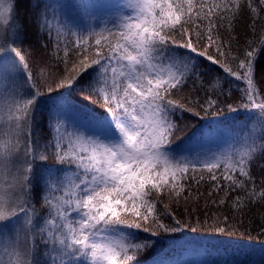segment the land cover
<instances>
[{"label": "snow or ice", "instance_id": "obj_1", "mask_svg": "<svg viewBox=\"0 0 264 264\" xmlns=\"http://www.w3.org/2000/svg\"><path fill=\"white\" fill-rule=\"evenodd\" d=\"M49 7L43 5L39 26L55 39L64 65L49 91L70 90L88 74L85 87L108 116L87 117L90 132L50 116L51 139L40 143L37 114L44 93L19 46L26 29L15 0H0V264H139L138 257L152 246L140 232L153 225L170 230L160 222L157 204L164 196L187 201L192 184L205 182V174L209 196L224 189L221 205L241 192L234 209L264 205V179L258 184L252 172L255 166L264 172V72L259 80L256 74L258 57L264 56V0L85 3L86 14L89 9L111 13L103 26L86 28L56 15L50 19ZM245 14L253 36L257 29L260 35L247 41L243 59L233 58L239 61L233 68L207 48L229 55L235 24ZM177 32L184 43L172 38ZM193 34L197 41L207 39L204 51L192 43ZM201 57L234 78L227 93L225 78L205 82ZM190 81L205 91L203 102L194 101L204 111L215 110L233 88L241 93L240 106L228 109L243 108L245 119L219 151L189 156L173 147L181 139L176 111L192 109L170 97ZM50 159L57 167L47 164Z\"/></svg>", "mask_w": 264, "mask_h": 264}, {"label": "trees", "instance_id": "obj_2", "mask_svg": "<svg viewBox=\"0 0 264 264\" xmlns=\"http://www.w3.org/2000/svg\"><path fill=\"white\" fill-rule=\"evenodd\" d=\"M62 2L63 4L55 0H15L17 18L22 21L26 29L23 43L19 46L26 55L29 68L37 80L40 91L44 93L40 100V112L37 114L39 124L36 130L41 144H47L52 136L48 129L49 117L61 116L60 111L86 121L89 116L98 118L108 116L107 110L96 102L97 97L85 87L90 78L88 74H85L80 83L70 90L49 91V88H56V81L64 73V65L57 59L54 47L55 39H49L46 30L39 26L43 5H50L48 10L50 19L56 15L61 21L81 28H86L89 24L97 27L103 26L102 21L111 15L104 9H89L86 14L81 7L85 3H108L110 0H63ZM99 11L100 13H98ZM250 23L249 17L245 14L235 24L232 35L236 39L231 41L229 55H219L215 47L207 48L208 54L221 63H227L235 68L239 61L233 58L243 59L247 41L259 38V29L254 37ZM221 35L228 39L226 32L222 31ZM172 38L177 44L185 42V38L178 32ZM192 43L198 50L204 51L208 41L206 38L197 41L193 34ZM45 44L46 48L43 46ZM177 50L182 54L188 51L183 48ZM225 51L228 49L226 48ZM59 56L63 57V43ZM71 58L75 59V57ZM199 63L202 65V71L205 72V82L211 77L225 78L223 87L227 93L228 81H234V78L227 77V74L218 65L206 58H199ZM91 72L92 69H89L88 73ZM262 72H264V56L258 57L257 60L258 80ZM240 97L241 93L233 88L230 95L220 97L215 110L204 111L194 103L197 99L201 102L206 99L205 91L200 84H193L190 81L182 91L174 92L170 98L184 103L192 111H176L174 119L180 129L177 135L181 139L176 141L173 147L178 150L185 149L184 154L192 156L195 148L194 135L200 134L203 127L209 129L219 126L228 128L234 121L244 120L243 108H240L239 112H231L228 109L229 104L239 107L242 103ZM190 101L192 102L190 103ZM194 112H198L199 115H194ZM214 119L218 123H212ZM47 164L57 167L54 159L47 161ZM252 172L259 184V181L264 179V172L260 170L259 166H255ZM205 175V182L200 185L192 184V196L187 201L181 198L177 202L173 198L164 196L162 202L157 204L160 222L167 225L170 230L157 229L153 225L150 232H140L141 238L147 237L152 246L138 257L139 264H185V261L178 257L185 251L201 256L203 262L200 264H264V205L249 204L243 211L234 209L232 203L235 195H243L242 192L230 194L225 199V203L221 205L219 201L224 198V189L221 188L219 193L213 192L209 196L211 183L207 182V174ZM198 193L199 198H197ZM185 195H187V191ZM37 208H39V203H37ZM225 217H227L226 221ZM177 221L180 222L179 225H177ZM177 227L181 230H171ZM218 228L223 231H219ZM151 231H156L157 234L151 235ZM190 261L192 259L187 263Z\"/></svg>", "mask_w": 264, "mask_h": 264}, {"label": "rangeland", "instance_id": "obj_3", "mask_svg": "<svg viewBox=\"0 0 264 264\" xmlns=\"http://www.w3.org/2000/svg\"><path fill=\"white\" fill-rule=\"evenodd\" d=\"M55 1L59 2L60 4H63L62 2L63 0H55ZM104 11L107 12L106 10ZM98 13H100V11ZM60 115H61L60 118L65 119L70 126L78 127L81 130L90 132L86 120L76 119L75 117L69 116L66 113H63L62 111H60ZM212 121H213L212 123H218L216 119ZM242 121L244 120L234 121V123H232V125L228 128L216 126L218 128L209 129L203 127L200 131V134L197 133L194 135L195 148L193 151V155H195V153L197 152L219 151L227 147V145L230 143L232 139L233 133L237 130L236 125H238ZM215 255L217 254L215 253ZM178 257L184 260L185 264H193V262H195V264H200L203 262L201 256H196L193 253H189V251L183 252V254H180ZM191 259L192 261L187 263Z\"/></svg>", "mask_w": 264, "mask_h": 264}]
</instances>
